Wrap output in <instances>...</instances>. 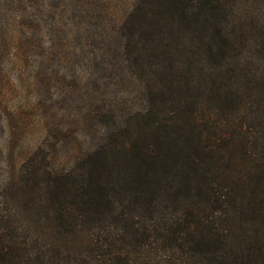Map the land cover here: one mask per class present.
<instances>
[{"label": "trees", "instance_id": "1", "mask_svg": "<svg viewBox=\"0 0 264 264\" xmlns=\"http://www.w3.org/2000/svg\"><path fill=\"white\" fill-rule=\"evenodd\" d=\"M43 13L0 0V95L8 57L12 69L35 55L31 85L66 99L63 69L43 61L82 55L106 16L109 46L74 73L90 104L78 117L100 129L76 138L61 125L5 161L0 264H264V0H67ZM106 54L124 86L109 99L95 66Z\"/></svg>", "mask_w": 264, "mask_h": 264}, {"label": "rangeland", "instance_id": "2", "mask_svg": "<svg viewBox=\"0 0 264 264\" xmlns=\"http://www.w3.org/2000/svg\"><path fill=\"white\" fill-rule=\"evenodd\" d=\"M35 4L41 1V6L44 8L43 14H48V9L53 8L57 9L61 5H64L67 0H47L45 4H42L43 0H31ZM75 17V13L68 9L66 14L64 15V19L67 24L65 27V31L63 34V39H67L69 35V44L68 49L72 50L75 47V43L79 45L81 43L80 38H76V32L73 28L74 22L72 19ZM102 16L98 17L97 28L93 27V31L88 39V46L83 45L82 55L75 54L72 57H62L61 60L58 59H49L48 61H43L44 69L50 71V66L58 65L60 69H63L62 74H58L56 79L59 85L58 90L62 91L64 95L66 94V99H60L58 101L51 100L50 92L46 87H42L39 89L37 86H32L31 76L34 73V62L36 60L35 55L30 59L29 63H23V66L19 68L16 66H12L11 69V60L12 56L8 57V61L6 62L4 70L2 73H5L3 77L4 86L0 95V143L5 144L9 138L10 143L8 147V152H2L0 150V157L3 160L0 163V181L4 177V169H5V161L9 159V161H13L16 158L23 157L30 149L39 144L43 139L47 138L53 132L54 134L63 136V133H56V130L61 125H65L68 127V133L73 135L76 138L84 137L87 133L98 132L97 130L93 131L94 128L91 127L90 123H87L83 120L80 121V113L81 108L84 106H90L89 102L84 100V96L80 92V89L85 91L84 83L79 80V78H74V73L77 71V68L82 65L85 61V56L83 53H91L94 49L100 47L109 46V40L106 38L105 33L101 27L102 25ZM100 22V24H99ZM105 35V36H104ZM48 43L44 42L43 46H47ZM16 52V47L11 48V53ZM104 55V54H102ZM99 55L95 61V66L98 71V74L102 73V75L109 78V85L106 94L104 97L107 99L111 98L113 92H116L118 89V93L122 95L124 90V86L120 85L118 88L112 87L111 83L117 81L121 74L115 69L103 70L102 60H111V55L102 56ZM108 60V61H109ZM113 61L115 59L113 58ZM33 63V64H32ZM77 76L78 73L76 72ZM124 76V74H123ZM52 90V88H51ZM55 90V89H53ZM133 90V84H125V91L123 97H129ZM45 99V103L40 106L39 109H32L31 104L34 102L36 98L41 99V96ZM123 100V105L128 104L129 102L125 98H121ZM96 99H93L92 104L94 105ZM54 110V111H53ZM4 112V115L2 112ZM53 111V112H52ZM64 111V112H63ZM54 112H58L57 117H52L51 115ZM22 114V117L20 116ZM5 115L9 117L8 122L10 126L13 128V125H18L16 128L17 133L10 132L9 128L5 126ZM5 121V122H4ZM15 128V127H14ZM23 129V130H22ZM73 130V131H72ZM78 133L77 135L75 133ZM27 151V152H26Z\"/></svg>", "mask_w": 264, "mask_h": 264}]
</instances>
